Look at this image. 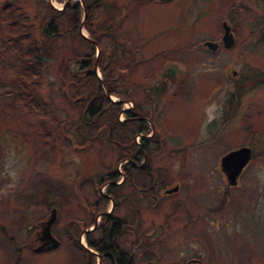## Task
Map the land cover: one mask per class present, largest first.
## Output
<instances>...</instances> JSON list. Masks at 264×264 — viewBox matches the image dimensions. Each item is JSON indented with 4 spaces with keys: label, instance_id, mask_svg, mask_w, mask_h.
<instances>
[{
    "label": "rangeland",
    "instance_id": "1",
    "mask_svg": "<svg viewBox=\"0 0 264 264\" xmlns=\"http://www.w3.org/2000/svg\"><path fill=\"white\" fill-rule=\"evenodd\" d=\"M47 1L57 7L64 2ZM17 2L29 15L35 37L41 38V6L37 0ZM94 14L93 28L99 33L111 25L110 41L121 46V59L127 63L134 64L158 48H183V94L180 87L166 89L157 103L160 116H151L164 143L155 153L154 165L161 166L168 181L178 185L158 205L140 200L139 224H150L155 236L150 240L153 264H184L189 257L203 264H264V0H103ZM222 20L234 37L228 47L220 40ZM80 32L88 35L84 26ZM206 39L217 42L216 48L203 45ZM110 41L102 39L97 48L109 51ZM76 46L75 37L52 41L41 66L38 90L56 116L75 124L80 118L90 123V116H80L71 87L60 84L58 68ZM11 56L4 52L2 60L7 64L0 67L5 72L0 78V170L8 173L0 184V209L9 214L5 226L12 248L1 241L0 264L13 263L14 244L25 247L28 232L51 205L57 215L51 230L59 246L39 252L23 249L17 264H75L82 260L68 241L65 224L69 217L83 215L98 177L114 168L115 144L102 134L76 143L86 130L72 126L62 130L61 141L44 147L38 134L5 117L1 104L12 102L20 89L11 81ZM151 65L147 59L124 71L131 100L144 96ZM242 144L251 146L254 154L237 185L228 186L216 165L224 152ZM104 188L105 184H99L100 190ZM165 216L168 221L162 225ZM80 242L85 243L81 238Z\"/></svg>",
    "mask_w": 264,
    "mask_h": 264
},
{
    "label": "trees",
    "instance_id": "2",
    "mask_svg": "<svg viewBox=\"0 0 264 264\" xmlns=\"http://www.w3.org/2000/svg\"><path fill=\"white\" fill-rule=\"evenodd\" d=\"M102 1L83 0L82 6L79 0H67L60 8H56L47 0H37L43 10L40 19L42 36L37 39L29 15L17 0H0V67L7 64L2 60L4 52L7 51L13 57L8 63L13 69L12 84L20 88L13 94L12 102H3L1 106L5 117L14 118L28 132L38 134L44 147H51L55 142L61 141L62 130L65 128L67 131L73 126L78 131L79 127L86 130L85 136H81L79 140L75 139L76 143H87L90 136L94 139L102 134L106 136V140L115 144L117 152L123 149L127 155H131L136 149L135 127L129 118L133 113L132 108H125L122 111L124 119H118L122 102L112 101L108 95H115L118 99H131L130 85L124 79L123 73L126 69L142 63L144 59L135 60L134 64L122 61L120 53L124 50L114 40L110 41L113 37L109 32L111 25L106 24L99 33L93 28L94 13ZM83 8L86 10V16L80 22ZM82 26L86 27L88 35L80 32ZM64 36L75 37L77 46L71 56L62 60L58 68L60 84L61 87H71L70 93L81 108L80 116L86 114L90 116V123H85V119L80 118V123L75 124L71 120L56 116L51 103L46 101L38 90L44 57L49 54L52 41ZM102 39L110 41L111 48L106 52L100 47L95 54L96 47L101 46ZM71 64L74 65L73 68H70ZM95 67L100 75L96 74ZM3 73L5 72L0 69V78L4 77ZM62 94L65 98V94ZM92 127L94 130H91ZM142 131H148V128L144 127ZM153 137L156 138L153 147H144L147 155L150 150L159 151L158 143L161 141L156 133ZM117 152L115 160L120 157ZM113 200L115 202V198ZM104 203L103 197L102 207ZM70 224L71 222L67 220L65 225L67 227ZM67 235L74 244L75 238L70 236V233ZM122 236L117 237V240L124 239L120 238ZM148 258H151V255H146V259Z\"/></svg>",
    "mask_w": 264,
    "mask_h": 264
},
{
    "label": "flooded vegetation",
    "instance_id": "3",
    "mask_svg": "<svg viewBox=\"0 0 264 264\" xmlns=\"http://www.w3.org/2000/svg\"><path fill=\"white\" fill-rule=\"evenodd\" d=\"M152 1L167 3L172 0ZM143 59L144 61L148 59L149 62H152L151 67L145 75V93L138 101L132 99L130 106H128L133 110L129 118L134 124L133 127H135L134 141L136 142V149L131 155H127L123 149L118 151L120 157L115 160L114 168L106 172L105 175L98 177L97 182L101 181L99 182L100 185L105 184L104 190H100L99 183H97V191L95 190L93 192L94 196L91 197V200L87 201L88 207L86 208L85 206L83 215L69 217L68 220L71 224L65 230V233L66 235L70 233V236L75 238L74 244H72L67 235L70 245L79 253V259L82 260H76L75 264H140L141 262L143 264H153L154 261L152 259H155V252L151 250L150 245V240H155V236L149 228L150 224L144 226H140L139 224L140 200L147 199L151 205H158L161 200H166L163 198L165 195H169L172 192L167 191V189L176 186L175 190H177L178 185L176 183L171 184V181H168L166 178L165 173L161 172L162 167L154 165L156 152L147 150V155L144 152V147H153L156 141V138L153 136L156 133L158 139L161 141V143H158L159 150L163 148L162 136L157 132L151 116H160L157 114V103L164 96L166 89L171 90L180 87L183 94V48L172 46L158 48ZM142 63H138L136 66ZM173 93L171 91V94ZM121 100L128 101L129 99L123 98ZM128 107L122 106L120 109L121 114ZM144 127H147L148 131H142ZM243 145L249 146L247 144L239 146ZM249 147L250 158L237 174L236 182L234 184L227 183L228 186L237 185L238 176L242 174L252 158L254 152L251 146ZM216 168L221 179H226L227 182L226 172L222 169L220 157ZM156 172L159 173V177H156ZM7 174L4 169L0 170V184ZM103 197L105 198V203L102 207L101 202ZM113 198H115V202ZM52 208H54L53 205L47 208L48 213ZM48 213L44 218L36 221V226L32 228L30 225L26 226L27 228L30 226V230L32 231L28 232L25 247H22V244H14L13 249L16 257L13 258L12 264H17L21 260L20 252L23 249L39 252L51 250L59 246L60 240L54 235L50 227L52 235L58 239L57 246L48 249H35L42 243L39 239L40 229ZM0 215L3 216L0 218V244L3 241L12 248V236L7 233L5 226L9 221V214L5 209H0ZM168 217H164L162 225L167 223ZM56 218L55 211L54 220ZM54 220L53 222H55ZM162 225H160V231L157 232L159 235L163 231ZM181 225L182 228L186 226L183 222ZM119 236H122L120 238L124 237V239H121L122 242L117 240ZM80 238L85 241L84 244L80 242ZM146 255H151V258L146 259ZM184 264H203V261H200L197 257H189L184 260Z\"/></svg>",
    "mask_w": 264,
    "mask_h": 264
},
{
    "label": "water",
    "instance_id": "4",
    "mask_svg": "<svg viewBox=\"0 0 264 264\" xmlns=\"http://www.w3.org/2000/svg\"><path fill=\"white\" fill-rule=\"evenodd\" d=\"M80 3L83 4L82 0H80ZM84 17H85V11H84ZM221 25H222V34L220 40L223 46L228 47L233 43L234 37L230 30L229 24L225 20H222ZM93 41L95 42V40ZM203 44L209 49H215L217 46V42L209 39L204 40ZM96 53H98V48H96ZM111 99L115 101H120L119 99H115V98H111ZM249 158H250V147L246 145L230 149L220 156L221 166L222 169H224V171L226 172L228 184H234L236 182L237 174L239 173V171L241 170L243 165L248 161ZM175 189L176 186H173L167 189V191L170 192ZM54 218H55V208H52L47 218L43 221V225L41 226L40 229L39 239L41 240L42 243L35 249L37 250L42 248L48 249L57 246L58 239L52 235L50 230Z\"/></svg>",
    "mask_w": 264,
    "mask_h": 264
}]
</instances>
